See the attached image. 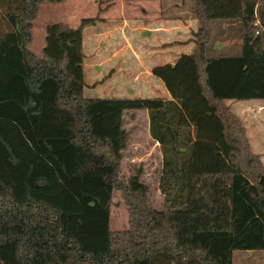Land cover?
I'll return each instance as SVG.
<instances>
[{
  "label": "trees",
  "instance_id": "obj_1",
  "mask_svg": "<svg viewBox=\"0 0 264 264\" xmlns=\"http://www.w3.org/2000/svg\"><path fill=\"white\" fill-rule=\"evenodd\" d=\"M64 1L0 0V264H233L264 251L263 164L226 105L264 102V0H190L192 53L151 71L168 100L83 97L82 32L97 16L48 24L33 55L39 7ZM136 111L161 156L160 209L138 175L119 178ZM113 191L128 211L120 232Z\"/></svg>",
  "mask_w": 264,
  "mask_h": 264
},
{
  "label": "crops",
  "instance_id": "obj_2",
  "mask_svg": "<svg viewBox=\"0 0 264 264\" xmlns=\"http://www.w3.org/2000/svg\"><path fill=\"white\" fill-rule=\"evenodd\" d=\"M146 2L145 8L134 5L136 9L124 11L117 9L118 0H112L99 13L98 18L102 21L84 28L83 74L84 66L87 65L91 82H86L84 74L83 93L96 87H108L106 92L111 97L107 99H170L162 82L151 71L156 66L173 65L182 54H191L194 48L192 34L197 32L199 24L182 4H167L163 0ZM46 9L49 10V6ZM140 18L141 22L134 21ZM64 24L74 28L72 23ZM47 25H44L43 30ZM43 46L44 40L39 55L32 54L40 57ZM137 112L140 111L128 113ZM145 120L148 138L161 161L158 144L148 134V118L145 117ZM249 143L253 149L252 143Z\"/></svg>",
  "mask_w": 264,
  "mask_h": 264
},
{
  "label": "rangeland",
  "instance_id": "obj_3",
  "mask_svg": "<svg viewBox=\"0 0 264 264\" xmlns=\"http://www.w3.org/2000/svg\"><path fill=\"white\" fill-rule=\"evenodd\" d=\"M110 1L112 0H68L66 3L59 5L44 2L32 22V43L28 50L33 54L39 55L40 46L44 40L43 27L45 24L72 23L76 27L81 19L99 17L100 12L98 13V10H102ZM163 1L167 2V4H182L191 14L190 0ZM118 2L120 3L117 9L124 11L126 9H136L135 6L145 8V4H147L146 1L125 2L118 0ZM122 3L123 5H121ZM47 6L50 8L49 10L46 9ZM191 18L194 19L192 14ZM136 20L139 22L142 21L141 18L135 19L134 21L137 22ZM231 43L233 41L217 44L216 47L223 46L226 48ZM84 74L86 82L90 83L89 68L87 65L84 66ZM107 88L96 87V89H90L88 91L91 92L88 93V91H85L83 97L86 99H104L111 97L107 95ZM226 105L240 120L244 127L248 143H252L253 149L250 147L251 152L260 157L261 162L263 161L264 168V102H226ZM145 117L147 118L145 111L125 113L123 116V128L127 132L128 138L126 147L121 155L119 178L122 182H126L129 177L138 175L139 180L148 189L149 205L155 209H160L162 206V196L157 188L160 160L156 148L148 138ZM109 228L112 232H120L128 228V211L123 204L120 193L116 191H113L111 198ZM233 264H264V251H236L233 253Z\"/></svg>",
  "mask_w": 264,
  "mask_h": 264
}]
</instances>
